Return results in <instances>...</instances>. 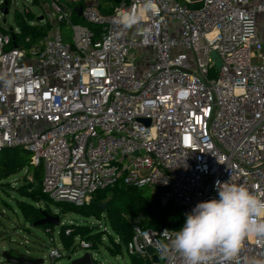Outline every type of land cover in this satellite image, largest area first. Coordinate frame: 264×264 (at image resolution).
I'll return each instance as SVG.
<instances>
[{
	"label": "built area",
	"instance_id": "1",
	"mask_svg": "<svg viewBox=\"0 0 264 264\" xmlns=\"http://www.w3.org/2000/svg\"><path fill=\"white\" fill-rule=\"evenodd\" d=\"M142 2L121 0L111 15L86 4L80 17L102 29L96 38L53 1V30L29 52L11 48V29L0 27V163L5 150L25 149L33 166L44 164L43 193L77 207L121 179L155 193L168 187L162 204L185 220L219 199L217 181L264 190V0H156L158 13L140 25L114 22ZM163 231L135 223L126 251L169 264L154 247ZM253 256L264 258L255 239L235 264ZM62 257L52 249V264Z\"/></svg>",
	"mask_w": 264,
	"mask_h": 264
},
{
	"label": "trees",
	"instance_id": "2",
	"mask_svg": "<svg viewBox=\"0 0 264 264\" xmlns=\"http://www.w3.org/2000/svg\"><path fill=\"white\" fill-rule=\"evenodd\" d=\"M5 1L10 8L12 1ZM120 2L121 0H111L110 2L98 0V9L103 15H111ZM38 3L39 0H33V4ZM84 6L82 3L70 4L73 12L71 21L74 24L88 26L95 33V37L99 38L102 29L87 25L78 15V9L84 8ZM14 22L15 28H12L11 32H6L12 37L13 42L10 47H18L26 52H29L34 46H38L53 30V24L50 21H42L31 10L16 11ZM60 27L62 32L64 28H67L65 23H60ZM64 38L67 40L65 36ZM29 154L28 151L23 154L21 148L7 149L3 152L0 163V188L4 189L6 186L5 180L20 174L24 175L26 184L17 189V194L25 201H18L17 207L25 225L33 226L43 220L44 209L39 207L40 205H44L46 213L53 217L55 216L52 210L54 208L59 214H74L86 219L95 218L98 221L106 218L108 226L117 237L115 240L108 235L112 244V246H108V250L113 256H119L123 254L124 249L132 240L135 223L153 231L180 230L185 223L181 209L172 202L163 205L161 196L153 192L151 188L129 187L122 182V179L113 186L98 191L89 205L77 207L66 203H56L43 193L41 187L43 177L40 167L31 164ZM32 169H36L34 173H32ZM34 179L40 183L38 188L34 187ZM105 203L108 204L107 210H103L99 206V204ZM37 228H43L46 232L50 230L51 233H54L56 228H61L59 234L62 245L67 250L75 248L77 239L90 244V249H97L101 244L102 237L99 233L92 234L93 231L88 228L83 230L76 226H65L62 225V222H60L59 227L43 225ZM66 230L70 231L69 235H66ZM10 253L13 255V252ZM25 257L29 258L28 256ZM131 260L132 264H144L141 259L134 256H131Z\"/></svg>",
	"mask_w": 264,
	"mask_h": 264
},
{
	"label": "clouds",
	"instance_id": "3",
	"mask_svg": "<svg viewBox=\"0 0 264 264\" xmlns=\"http://www.w3.org/2000/svg\"><path fill=\"white\" fill-rule=\"evenodd\" d=\"M156 0H143L124 11L114 22L124 29L141 24L156 15ZM219 199L198 203L180 230L165 229L154 244L162 261L179 256L182 264H235L247 240L264 243V190L251 191L244 184L217 181ZM247 264H264L255 256Z\"/></svg>",
	"mask_w": 264,
	"mask_h": 264
},
{
	"label": "rangeland",
	"instance_id": "4",
	"mask_svg": "<svg viewBox=\"0 0 264 264\" xmlns=\"http://www.w3.org/2000/svg\"><path fill=\"white\" fill-rule=\"evenodd\" d=\"M2 1L3 0H0V3ZM53 1L64 4L66 7L68 6L66 3H70V0H39L38 4H32L30 0H12L9 13L6 16L2 13V8L0 6V27L4 29L15 28L14 14L16 11H22L25 8H28L40 18L45 17V21H50V15L53 12ZM84 1L93 3L96 0ZM101 1L110 2L111 0ZM50 22L53 24L54 21L51 20ZM54 25L55 24H53V26ZM66 27L67 28H64L62 33L67 38V41L72 42V28ZM214 73H216V71L212 72L210 78H213L212 75ZM21 152L24 154L26 150L21 148ZM29 159H32V154H29ZM35 170L36 169H32V173H34ZM40 170L42 177H44V164L40 166ZM4 183L6 184L4 189L0 188V264H8L3 257L4 252H13L14 256H28L32 259H41L44 261V264H52L50 253L53 248L59 249L63 255L62 258L57 260L56 264H73L74 261L84 257L87 253L92 256V259L102 264H132L131 256L126 249H124L123 254L119 256L110 254L108 246H112V244L108 235L112 236L115 240H117V237L108 226L106 218L102 221H98L95 218L86 219L74 214H59V212L53 208L54 217H58L62 225L76 226L83 230L88 228L93 231L92 234L99 233L100 237H102L101 244L97 249H83L79 246L80 240L77 239V241H75V248L73 247L71 250H67L62 245L59 234L61 228H56L54 233L49 234L43 228L25 225L17 207L18 201H25V199L17 194V189L26 184L24 175L20 174L12 177L5 180ZM33 184L35 188H38L40 185L35 179ZM39 207L46 211L44 205H40Z\"/></svg>",
	"mask_w": 264,
	"mask_h": 264
},
{
	"label": "water",
	"instance_id": "5",
	"mask_svg": "<svg viewBox=\"0 0 264 264\" xmlns=\"http://www.w3.org/2000/svg\"><path fill=\"white\" fill-rule=\"evenodd\" d=\"M3 13H4V15H7L9 13L7 3L4 4ZM81 14H82V8L78 9V15L81 16ZM211 57L215 61L216 67L220 68L222 63L218 59L217 54L213 53L211 55ZM144 123L146 125H149V121H144ZM137 155H138V153L134 154V156H137ZM158 194L159 195H169L170 189L168 187H161V188H159ZM99 206L103 210H107V208H108L107 203L99 204ZM43 215H44L43 220L37 222L32 227H38V226H43V225H53L55 227L60 226V219L58 217L50 216L46 213V211H43ZM3 257L8 264H44V261L41 259L26 258L25 256L17 257V256L12 255L10 252H4ZM91 263H92V257L90 254L87 253L84 257L74 261L73 264H91Z\"/></svg>",
	"mask_w": 264,
	"mask_h": 264
},
{
	"label": "crops",
	"instance_id": "6",
	"mask_svg": "<svg viewBox=\"0 0 264 264\" xmlns=\"http://www.w3.org/2000/svg\"><path fill=\"white\" fill-rule=\"evenodd\" d=\"M95 2H96V5H98V0H96ZM95 2L91 3V2H86L84 0H70V3H66V4L69 6V7L67 6V8H69V10H72V8L70 7V4L82 3V4L86 5V4H95Z\"/></svg>",
	"mask_w": 264,
	"mask_h": 264
}]
</instances>
